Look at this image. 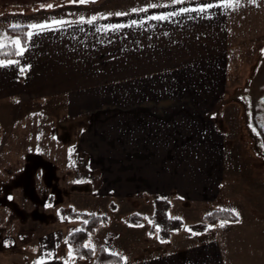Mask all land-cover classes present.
<instances>
[{"label":"crops","instance_id":"1","mask_svg":"<svg viewBox=\"0 0 264 264\" xmlns=\"http://www.w3.org/2000/svg\"><path fill=\"white\" fill-rule=\"evenodd\" d=\"M120 14L26 25L23 54L0 61V117L20 102H57L68 116L93 118L90 132L120 136L99 156L83 146L91 164L102 166L107 194L137 209L167 200L183 222L167 240H155L159 252L120 255L123 264H264V253L224 254L208 236L219 224L191 229L216 209L238 214L236 225L251 203L259 205L227 178L226 128L238 125L239 108L236 99L222 102L237 79L231 56L264 50V0H123ZM8 24L0 15V47L9 45ZM142 227L130 225L126 235L135 241ZM33 254L26 255L34 261Z\"/></svg>","mask_w":264,"mask_h":264},{"label":"rangeland","instance_id":"2","mask_svg":"<svg viewBox=\"0 0 264 264\" xmlns=\"http://www.w3.org/2000/svg\"><path fill=\"white\" fill-rule=\"evenodd\" d=\"M122 2L0 0V15L14 28L70 19L82 12L111 11L115 16L121 13ZM6 38L9 45L19 47L17 35L8 34ZM259 47L254 53L231 56L230 69L237 79L227 89L226 102H222L236 99L239 108L238 125L234 130L226 128L227 178L233 191L242 185L240 192L259 204L251 203L248 212L242 213V222L226 226L219 223L221 229L208 233L218 238L224 254L231 253L229 249L264 253V154L254 138L260 135L257 124H264L259 103L264 91V50ZM53 103L20 102L12 107L11 114L3 111L6 115L0 117V264H89L90 260L73 257L65 242L66 235L84 221L82 212L108 217L109 222L86 241L94 251L105 246L123 255L124 260L145 259L159 252L161 247L154 242L160 239L149 220L152 200L141 203L138 209L124 205L121 199L107 194L102 166L91 164L92 154H105L104 145L120 136L90 132L93 118L88 114L68 116L64 110L58 111L57 102ZM131 216L139 217L143 226L134 232L135 241L126 235ZM168 216L174 218L169 210ZM195 226L198 224L191 228ZM194 238L204 239L198 235ZM128 239L130 250L124 245ZM30 251L34 252V261L26 255Z\"/></svg>","mask_w":264,"mask_h":264},{"label":"trees","instance_id":"3","mask_svg":"<svg viewBox=\"0 0 264 264\" xmlns=\"http://www.w3.org/2000/svg\"><path fill=\"white\" fill-rule=\"evenodd\" d=\"M28 26H18L8 28L11 34L17 35L20 39L21 47L26 41ZM19 48L15 46L0 47V61L13 60L18 57ZM153 212L149 216V220L153 223L154 229L159 239L162 241L170 237V233L183 226V222L178 218H171L168 216L170 204L167 200L160 198H153ZM84 221L80 227L66 235L65 242L70 249L73 257L77 259L91 260L93 264H123L121 256L113 253L105 248L99 247L96 251L90 247H85L86 241L95 230L108 222L106 215H98L91 212H82ZM239 221V216L228 209H216L207 212L203 215L202 222L195 228V231H203L207 226H215L219 223H235ZM131 225H140L142 220L139 217L131 216L129 219Z\"/></svg>","mask_w":264,"mask_h":264},{"label":"flooded vegetation","instance_id":"4","mask_svg":"<svg viewBox=\"0 0 264 264\" xmlns=\"http://www.w3.org/2000/svg\"><path fill=\"white\" fill-rule=\"evenodd\" d=\"M263 98H264V91L261 93L260 98H259V103L262 106V108L260 110V115H261L262 119L264 120V101H263ZM256 131L260 132V135H254L255 143L257 145V148H259L261 150L262 154H264V124L262 122L257 124Z\"/></svg>","mask_w":264,"mask_h":264},{"label":"snow or ice","instance_id":"5","mask_svg":"<svg viewBox=\"0 0 264 264\" xmlns=\"http://www.w3.org/2000/svg\"><path fill=\"white\" fill-rule=\"evenodd\" d=\"M73 2H79V3H85L86 0H73ZM174 3H181L182 0H173ZM235 2L238 4L239 3V0H235ZM252 2H255V0H252ZM230 6V5H229ZM49 7H51V5H49ZM151 7H155V5H151ZM206 7H212V5H207ZM142 10H146V9H142ZM200 11H204L205 8H201L199 9ZM133 11H136L135 9H133ZM183 11H189V9H183ZM117 15H121L120 13H118ZM167 17L165 16H156V17H152V19H158V20H163V19H166ZM92 21H89V23H91ZM57 23H61L60 21H57ZM133 23L135 24V21H133ZM33 28H36V27H43V26H40V25H32ZM122 27V26H120ZM31 35V34H29ZM17 44H19V41H16ZM17 54L19 55H22V51L21 52H18ZM9 63H13V62H9ZM0 66H3V62H0ZM23 71V69H22ZM223 226V224L221 225ZM85 247H89V245H85Z\"/></svg>","mask_w":264,"mask_h":264},{"label":"water","instance_id":"6","mask_svg":"<svg viewBox=\"0 0 264 264\" xmlns=\"http://www.w3.org/2000/svg\"><path fill=\"white\" fill-rule=\"evenodd\" d=\"M263 101H264V98H263Z\"/></svg>","mask_w":264,"mask_h":264}]
</instances>
